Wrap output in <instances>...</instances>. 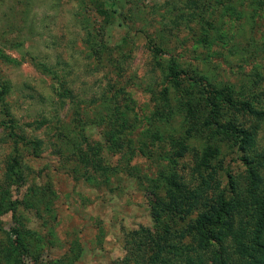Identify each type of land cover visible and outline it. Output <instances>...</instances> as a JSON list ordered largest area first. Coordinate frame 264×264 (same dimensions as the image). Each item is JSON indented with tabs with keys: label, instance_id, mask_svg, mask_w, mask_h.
<instances>
[{
	"label": "rangeland",
	"instance_id": "1",
	"mask_svg": "<svg viewBox=\"0 0 264 264\" xmlns=\"http://www.w3.org/2000/svg\"><path fill=\"white\" fill-rule=\"evenodd\" d=\"M173 62L264 110V0H0V264L25 244L63 264H146L144 229L195 245L197 214L174 200L210 173L207 145L237 165ZM238 123L264 149V126Z\"/></svg>",
	"mask_w": 264,
	"mask_h": 264
},
{
	"label": "trees",
	"instance_id": "2",
	"mask_svg": "<svg viewBox=\"0 0 264 264\" xmlns=\"http://www.w3.org/2000/svg\"><path fill=\"white\" fill-rule=\"evenodd\" d=\"M169 69L174 80L184 79L199 86L208 108L204 120L208 135L228 138L237 169L233 171L219 158V148L207 145L200 165L210 173L186 202L180 197L174 200L179 218L197 214L191 224L195 245L185 246L167 239L160 231L144 229L153 251L146 264H205V252L212 249L213 264H264V149L255 132L238 123L240 118L249 116L264 126V110L244 102L234 85H214L200 73L193 75L181 70L174 62ZM8 93V86L3 84L0 98ZM30 246L17 248V264H63L62 259L46 261L43 248Z\"/></svg>",
	"mask_w": 264,
	"mask_h": 264
}]
</instances>
